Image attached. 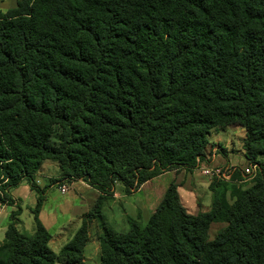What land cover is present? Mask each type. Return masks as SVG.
<instances>
[{
    "label": "trees",
    "instance_id": "1",
    "mask_svg": "<svg viewBox=\"0 0 264 264\" xmlns=\"http://www.w3.org/2000/svg\"><path fill=\"white\" fill-rule=\"evenodd\" d=\"M231 126L256 167L245 190L251 175L233 174L231 203L212 178L208 210L193 215L170 183L144 225L106 223L117 185L127 196L197 169L211 131ZM46 161L98 192L57 253L38 219ZM23 181L37 193L34 231L11 214L0 264H84L94 221L98 264H264V0H17L0 11V205ZM213 224L225 226L210 240Z\"/></svg>",
    "mask_w": 264,
    "mask_h": 264
},
{
    "label": "crops",
    "instance_id": "2",
    "mask_svg": "<svg viewBox=\"0 0 264 264\" xmlns=\"http://www.w3.org/2000/svg\"><path fill=\"white\" fill-rule=\"evenodd\" d=\"M16 1L17 0H3L0 2V6L5 8L0 9V11H6L13 8ZM4 3H6L7 6H5ZM219 166L225 167L231 166V164L228 163V161H225L220 154H215V150L214 154L211 155V160L206 159L205 162L199 165V167L206 168ZM240 168L243 169L244 167L241 166ZM198 171L199 170L197 168L190 172L183 170L178 172H166L144 183L131 195H122L121 201L122 204L125 205L126 214L131 219H134L136 215L139 214L141 221L147 222L148 218L154 212L155 208L162 199L163 194L170 183H176L178 185V194L181 199V203L186 210H189L187 211L190 214L195 215L197 212L209 208L201 203H196L199 200L197 195L198 192L210 194L209 179H211L202 175L204 178L203 182H201L200 185H194L193 177L197 175ZM164 177H169V183L167 182L162 185L159 180ZM34 179L37 186L40 189H44V200L38 212V219L51 235V240L49 242L50 249L54 253H57L61 247L72 238L76 230L79 228L81 218L92 208L98 196V192L88 186L85 182L76 181L70 182V184L67 183V190L64 193H61L58 188L60 181H49L51 179H60L58 166L56 163L51 161H46L41 165L40 169L35 174ZM114 194L113 198H115ZM10 195L12 196L14 203L11 206L0 205V242L4 239V233L9 223L10 215L15 212L18 214L17 229L19 232L32 234L34 231L33 215L31 210H33L36 206L37 193L31 190L28 184L23 181L19 186L10 191ZM129 199H134V202L132 204L126 203V200ZM183 200H185L186 205ZM193 203L195 204L196 212H194V209L192 208ZM87 247L89 249V254L91 249L93 252L99 253L97 240L92 242L90 239L89 243L85 247V252ZM85 252L84 264L87 261Z\"/></svg>",
    "mask_w": 264,
    "mask_h": 264
},
{
    "label": "rangeland",
    "instance_id": "3",
    "mask_svg": "<svg viewBox=\"0 0 264 264\" xmlns=\"http://www.w3.org/2000/svg\"><path fill=\"white\" fill-rule=\"evenodd\" d=\"M2 1L3 0H0V2H2ZM4 4H5V6H7L6 3H4ZM4 8L5 7L0 6V9H4ZM243 137H244V130L238 126L227 127L226 129L215 128V130H212L211 134L208 136V141H209L210 146H209L208 151H207L206 159L211 160V155L214 154V150H215V154H220L221 157L224 158L225 161H228V163L231 164V166L232 165L236 166L237 167L236 171H242L243 169H246L248 167V164H247V162L244 159L243 154H242V138ZM218 159H221V158H218ZM241 166L244 168L241 169L240 168ZM199 171L197 172V175L193 177L194 185H196V184L200 185V183L203 182L204 178H203L202 174H200ZM254 174H255V172L252 173V175L249 179H247L246 177H244V178L241 177L242 179H244L242 181H246V183L242 182L243 186L239 185V186H241V187H239L241 190H245L251 186L250 184L252 183V179H253L252 177ZM57 180L60 181L58 188L60 189L62 186H64V187H66V190H67V182L66 181H62L60 179H56V180L51 179L49 181L51 182V181H57ZM168 181H169V177H164L161 180H159L160 184H162V185L166 184ZM218 181H220V180H218ZM209 182L212 183V179H209ZM220 182H222V181H220ZM223 183L225 184V188H224L225 196L227 197L229 203H231L233 198L229 195V189L228 188H229V186H233V185L229 184L230 183L229 181H223ZM68 184H70V183H68ZM114 193H115L114 194L115 198H112L111 200L104 203L103 214L105 216L106 223L108 225H110L113 228V230H115L116 232H119V233H124L127 231V228H128L127 218H130V217H128V215L126 214L125 205L122 204V201H121L122 200V198H121L122 194L120 192V185L116 186ZM197 195H198L199 200L196 203H201L204 206L209 207L210 202H211V193L210 194L209 193L204 194V193L198 192ZM183 201L185 202V200H183ZM133 202H134V199L126 200V203H128V204H132ZM185 205H186V202H185ZM192 208L194 209V212H196V207H195L194 203L192 204ZM206 210H208V208L205 210H201L199 212H204ZM199 212H197V213H199ZM133 220L138 221V223H141V225H144L146 223V222L141 221L139 214H137ZM224 226L225 225H223V224H213L210 228V231H209L210 240H212L215 237V235L217 234V232L219 230H221ZM98 232H99L98 226H97L96 222L94 221L92 223V225L90 226V231H89V236H90V239L92 242L96 240ZM24 234H26V233H24ZM90 254H89V249L87 247L86 252H85V256L87 257V261L85 264H94V263L98 264L99 253L93 252V250L91 249ZM88 256H89V258H88Z\"/></svg>",
    "mask_w": 264,
    "mask_h": 264
},
{
    "label": "built area",
    "instance_id": "4",
    "mask_svg": "<svg viewBox=\"0 0 264 264\" xmlns=\"http://www.w3.org/2000/svg\"><path fill=\"white\" fill-rule=\"evenodd\" d=\"M255 166L250 167L249 169H243L240 172H243L245 175H252L255 171ZM198 170H200V173L203 176L209 177V178H215L220 181H230L233 174L236 172V167L233 166H225V167H212V168H206V167H198ZM245 177V176H244ZM248 177L247 179H249ZM246 182V181H243ZM66 191V187L62 186L60 188V192L64 193Z\"/></svg>",
    "mask_w": 264,
    "mask_h": 264
}]
</instances>
